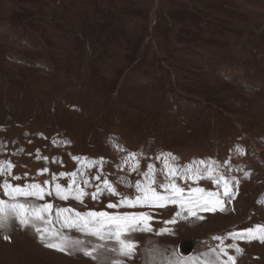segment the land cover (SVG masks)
Here are the masks:
<instances>
[{"label": "rangeland", "instance_id": "rangeland-1", "mask_svg": "<svg viewBox=\"0 0 264 264\" xmlns=\"http://www.w3.org/2000/svg\"><path fill=\"white\" fill-rule=\"evenodd\" d=\"M243 6L242 0H0V161L13 165L0 173V185L44 189L43 199L19 197L21 203L147 213L152 225L122 237L136 242L132 258L109 252L115 241L62 229L87 248L104 243L93 260L46 247L49 237L41 240L13 220L0 229V264H200L217 254L216 264H264L257 228L264 227V14L258 19L259 10ZM149 166L157 192L173 182L184 196L193 188L216 192L222 205L197 211L203 219L166 201L108 207L143 196L136 182L147 184ZM73 180L68 199L56 195V184L67 190ZM76 185L86 193L82 203L74 198ZM0 199H8L2 189ZM190 239L185 256L179 248Z\"/></svg>", "mask_w": 264, "mask_h": 264}, {"label": "snow or ice", "instance_id": "snow-or-ice-1", "mask_svg": "<svg viewBox=\"0 0 264 264\" xmlns=\"http://www.w3.org/2000/svg\"><path fill=\"white\" fill-rule=\"evenodd\" d=\"M13 167L10 161H0V173L7 174L9 170ZM47 171V169L41 170ZM169 172L172 176L177 175L175 168H170ZM211 170H209L206 175H210ZM60 175H65L61 173ZM69 175L74 176L75 173ZM149 179L147 184L141 187V182L137 181L136 186L139 191L143 192V196L136 197L135 201H131L128 198L121 200L120 204L109 203L108 207H119L121 205L127 204L128 206H134V204H147L153 205L158 204L160 207H164L162 201L168 203L177 204L179 203L181 210H187L188 216L196 217L197 219H203L202 216H197V211H215L216 206L222 205V201L219 199V195L216 192H205L202 188L190 189V194L184 196V189L178 187L175 183L170 182L166 184H160L159 187L164 188V193L161 194L156 191L153 185L156 184V180L151 173V166H149V173H147ZM14 179H19L18 177H13ZM99 178V177H97ZM55 179V176H53ZM48 184V181L44 182ZM88 181L85 180L84 184ZM75 181L73 180L69 184L67 190L62 189L61 185H55L56 195L61 199H68L69 195L65 194L66 191L70 194ZM104 184L108 187L109 191L115 192V189L111 188L107 180H104ZM75 199L83 202L82 197L86 194L83 189L76 185ZM223 196L228 197L232 189L229 187L227 182L223 185ZM0 189L7 200L0 199V229L6 228L13 220L18 221V223L25 227H32L33 230L39 234L41 240H45L46 237L50 238V241L45 244L46 247L53 248L57 251L66 252L70 248L79 251L86 257H90L95 260L97 257L95 253L98 249L105 248L104 243L93 245L91 248L85 247V241L80 238H73L69 235L64 234L62 229H75L77 232L83 234L84 236L96 237L100 241H115L116 247L108 248L109 252L117 253L118 256L132 258L135 255L136 242L131 240H126L122 238L125 235L131 234L133 232H145L151 231L148 225V220L151 217L147 213L139 214H109L107 212H95L89 211L86 213H80L71 208H59L54 209L52 204L45 203L39 207L35 205H30L26 203H21L18 201L19 197H35L37 199H43L44 189L41 185L31 184L28 186H14L10 184L7 180L0 185ZM101 189L97 186V191L92 193V198H97V193ZM51 195V191L48 192ZM55 212V217L51 215ZM69 213L70 215H64ZM47 214L48 218H45ZM176 216H181V212H177ZM188 216L183 217L187 219ZM54 223L60 224V229L54 227H47V225H52ZM165 223H175V220L166 221ZM143 224V227H139ZM258 230L262 233L261 238L264 239V227L257 226ZM168 231L167 229H162V232ZM251 235L252 230H248ZM160 234V233H158ZM233 235V234H230ZM9 239L8 236L4 237ZM213 239H220L219 237H213ZM214 251V250H210ZM220 252H224L221 248ZM227 255V253H225ZM219 260V254H217L215 259L202 261L200 264H216ZM228 260H233V257L229 256ZM112 264H123L121 259H116L112 261ZM167 264H188L185 261L168 260Z\"/></svg>", "mask_w": 264, "mask_h": 264}, {"label": "crops", "instance_id": "crops-1", "mask_svg": "<svg viewBox=\"0 0 264 264\" xmlns=\"http://www.w3.org/2000/svg\"><path fill=\"white\" fill-rule=\"evenodd\" d=\"M243 2V5L245 7H248L249 9H252V10H256L258 11L259 10V16H258V19L259 18H262V14H264V4L263 5H260V4H256L255 2H253L252 0L250 1H246V0H242ZM243 6V7H244ZM0 13H1V10H0Z\"/></svg>", "mask_w": 264, "mask_h": 264}, {"label": "trees", "instance_id": "trees-1", "mask_svg": "<svg viewBox=\"0 0 264 264\" xmlns=\"http://www.w3.org/2000/svg\"><path fill=\"white\" fill-rule=\"evenodd\" d=\"M12 118H13V116L10 117V114H4V115H3V119H5V120H6V119H12ZM4 122H5V121H4ZM10 174H14V170H12V172H11Z\"/></svg>", "mask_w": 264, "mask_h": 264}, {"label": "water", "instance_id": "water-1", "mask_svg": "<svg viewBox=\"0 0 264 264\" xmlns=\"http://www.w3.org/2000/svg\"><path fill=\"white\" fill-rule=\"evenodd\" d=\"M190 241H191V239H190V240H188V241H185V242H190ZM185 242H184V243H185ZM184 243H182V244H184ZM182 247H183V246H182ZM191 248H192V246H191V245H189V246H188V249H187V251H189Z\"/></svg>", "mask_w": 264, "mask_h": 264}, {"label": "bare ground", "instance_id": "bare-ground-1", "mask_svg": "<svg viewBox=\"0 0 264 264\" xmlns=\"http://www.w3.org/2000/svg\"><path fill=\"white\" fill-rule=\"evenodd\" d=\"M112 91V90H111ZM116 120V119H115ZM182 232V231H181ZM188 246H189V242H187L186 246H185V250L188 249ZM163 252V251H162ZM192 254V253H191ZM190 255V254H189ZM191 256V255H190Z\"/></svg>", "mask_w": 264, "mask_h": 264}]
</instances>
